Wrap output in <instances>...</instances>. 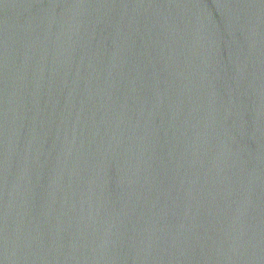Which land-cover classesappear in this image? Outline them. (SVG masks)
<instances>
[{
  "label": "water",
  "instance_id": "water-1",
  "mask_svg": "<svg viewBox=\"0 0 264 264\" xmlns=\"http://www.w3.org/2000/svg\"><path fill=\"white\" fill-rule=\"evenodd\" d=\"M0 264H264V0H0Z\"/></svg>",
  "mask_w": 264,
  "mask_h": 264
}]
</instances>
